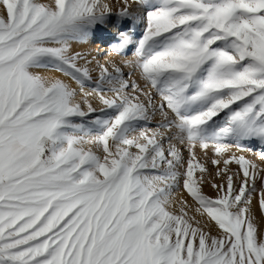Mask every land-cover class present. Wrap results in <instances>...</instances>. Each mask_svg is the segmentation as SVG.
I'll use <instances>...</instances> for the list:
<instances>
[{
  "label": "snow or ice",
  "instance_id": "obj_1",
  "mask_svg": "<svg viewBox=\"0 0 264 264\" xmlns=\"http://www.w3.org/2000/svg\"><path fill=\"white\" fill-rule=\"evenodd\" d=\"M257 194L264 0H0V264H264Z\"/></svg>",
  "mask_w": 264,
  "mask_h": 264
},
{
  "label": "bare ground",
  "instance_id": "obj_2",
  "mask_svg": "<svg viewBox=\"0 0 264 264\" xmlns=\"http://www.w3.org/2000/svg\"><path fill=\"white\" fill-rule=\"evenodd\" d=\"M134 7H135V5H134ZM117 10H118V6H117ZM120 22L125 23V21H118L114 17L112 19V21L109 22L108 24L102 25V26L98 27L97 29H95L85 41L73 42V44H72L73 53H80L81 56L83 57L79 61V64L81 66H87L90 69H92L93 81H96L98 79V69H97V62L98 61L96 60V57H97L96 53H97V51L100 50V48H102L99 52L101 54V57H102L101 59H103L102 63H104L107 60H113L116 63L120 64L122 67H124L123 61L126 58L122 59L120 56H118L114 52H112L111 51L112 50L111 44L108 45L107 42H102V40H106L108 38H110L111 40H116L117 37L120 36V33H121L120 29H122L123 27L122 28H119V27H121L122 25H125V24L121 25ZM142 24H143L142 19H137L135 21H131V25L129 26L130 28L128 30H126V32H124L129 37L131 42L133 39V37H132L133 32L131 31V28H135L138 31V29H141ZM97 37H100L99 40H100L101 44L99 45V47H98V45L94 46V43H96V42H94V40ZM89 61L91 63H89ZM124 71H125V73H128L129 68L124 67ZM138 78H139L138 75L136 77L134 75L132 76V79H138ZM140 82L143 83L142 81H140ZM72 83H73V86L75 87L76 86L75 82L73 81ZM90 87L91 86H89V88ZM254 211H255V214H258V212L260 211L259 206H255Z\"/></svg>",
  "mask_w": 264,
  "mask_h": 264
},
{
  "label": "rangeland",
  "instance_id": "obj_3",
  "mask_svg": "<svg viewBox=\"0 0 264 264\" xmlns=\"http://www.w3.org/2000/svg\"><path fill=\"white\" fill-rule=\"evenodd\" d=\"M143 20V24L141 25V29H138V31L135 29V28H131V31L133 32L132 34V37H133V39H132V42L135 44L137 41L136 40H138V37H140L141 36V34L143 33V30H144V28H145V26H146V21L144 20V19H142ZM127 22V23H126ZM120 24L122 25V24H125V25H122L121 27H119V28H122V29H120V32H126V30H128L130 27V25H131V21H125V23H122V22H120ZM137 31V32H136ZM98 38V39H97ZM97 38H95V40H94V42H96V43H94V46H96V45H98V47H99V45L101 44V42H100V37H97ZM118 38H119V36L117 37V39L116 40H111L110 38H108V39H106V40H102V42H107L108 43V45L109 44H111V45H113V44H115L116 43V41H118ZM110 39V40H109ZM135 39V40H134ZM132 43V44H133ZM102 48H100V50H101ZM100 50L99 51H97V53H96V60L99 62V63H102V60L103 59H101L102 57H101V54L99 53L100 52ZM112 51V50H111ZM132 49L130 48L129 49V51H128V55L127 56H125V57H121L122 59H124V58H126V59H130V58H132ZM113 52V51H112ZM126 59H124V60H126ZM131 70L129 69V71H128V73L130 72ZM138 75V73L137 74H135L134 76L136 77ZM223 117V114H221V118ZM159 116H157L152 122H151V124H152V126L154 127L158 122H159ZM173 142H175V141H173ZM197 154H198V156L201 158V159H205V157H204V154L199 150V148H197ZM184 155H185V157H187V155H188V153H187V149H186V147L184 148ZM212 156V153L211 152H209L208 153V157H211ZM259 162V161H258ZM208 167L211 169V171H212V173H213V175H215V172H216V169L211 165V163H209L208 164ZM220 181L219 180H217V183H219ZM203 190H204V192L206 193V194H208L209 196H215L216 195V192H215V190L211 187V185L210 184H205L204 185V188H203ZM177 195H179V196H183L185 199H188V201H189V203L190 204H193V206L195 207V203L191 200V198L188 196V194L186 193V192H184L183 191V189H181L180 190V192L177 194ZM253 203H254V206H258V194H257V196L256 197H254V201H253ZM256 216H257V219L260 221V223H261V229L262 230H264V214H262L261 213V211H259L258 212V214H256Z\"/></svg>",
  "mask_w": 264,
  "mask_h": 264
}]
</instances>
